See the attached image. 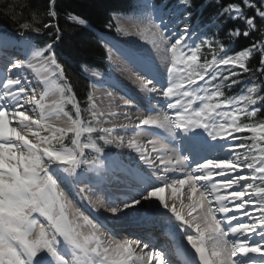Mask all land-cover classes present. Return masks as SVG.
I'll list each match as a JSON object with an SVG mask.
<instances>
[{"label":"snow or ice","instance_id":"obj_1","mask_svg":"<svg viewBox=\"0 0 264 264\" xmlns=\"http://www.w3.org/2000/svg\"><path fill=\"white\" fill-rule=\"evenodd\" d=\"M215 3L218 29L229 21L243 26L226 32L229 44L192 42L190 0L151 8L159 23L138 32L150 49L99 36L108 59L119 51L140 89L121 96L137 114L123 113L128 123L118 126H104L116 112L100 110L93 93L82 107L69 82L55 48L62 39L57 0H46V22L33 15L20 22L19 38L0 34V264H176V248L183 264H264V0ZM68 19L88 26L80 16ZM45 30L51 40L38 46L30 34ZM257 33L230 54L231 43ZM105 78L119 83L111 73ZM240 84L241 94H226ZM49 94L59 100L45 104ZM54 116L67 126L52 123ZM119 132L134 135L125 144ZM141 133L155 139L140 144ZM112 143L135 155L125 162L105 151ZM185 185L192 203L177 206ZM76 197L97 215L85 214ZM101 210L111 216L101 219ZM122 230L133 238L116 239ZM149 230L173 237L172 247L157 246Z\"/></svg>","mask_w":264,"mask_h":264},{"label":"trees","instance_id":"obj_2","mask_svg":"<svg viewBox=\"0 0 264 264\" xmlns=\"http://www.w3.org/2000/svg\"><path fill=\"white\" fill-rule=\"evenodd\" d=\"M144 0H57V11L59 13V24L62 29V39L55 45L58 58L64 64L69 77V82L73 85L82 107H85L87 94L91 93L94 82L86 74L87 70L108 74L109 66L106 63L107 52L103 47L99 36H117L119 32L113 22V16H123L135 20L136 14H140V7ZM157 3H167L168 7L178 4V0H157ZM228 0H222L226 3ZM191 7L187 12L191 14L189 23L196 31L205 28V33L209 38L221 39L225 44L230 41L226 32L238 25L229 21L223 29H218L215 23V14L218 6L215 0H190ZM46 0H0V34H5L13 38H19L21 29L20 22L31 21L36 15L41 21L46 22ZM183 11V6H180ZM69 14L80 16L88 22V26H82L68 19ZM112 24L111 28L106 25ZM218 32V35H216ZM38 46L51 40L46 34H30ZM259 39V34L248 38L241 37L231 43L230 54H236L243 48L250 46L252 41ZM207 52V48L202 49ZM211 57L209 56V59ZM203 62V57L200 61ZM250 66H258V57L250 58ZM247 81L248 74L240 77ZM245 89V84L233 86L231 91H226L227 95L241 94ZM66 110L74 111L71 105L66 106ZM258 118L264 119V113ZM243 120V118H242ZM248 122V121H245ZM70 135V134H69ZM242 135L251 136L246 132ZM68 142L67 140L65 141ZM101 143V142H100ZM250 143V141H249ZM102 144V143H101Z\"/></svg>","mask_w":264,"mask_h":264},{"label":"rangeland","instance_id":"obj_3","mask_svg":"<svg viewBox=\"0 0 264 264\" xmlns=\"http://www.w3.org/2000/svg\"><path fill=\"white\" fill-rule=\"evenodd\" d=\"M156 1L157 0H144L143 3L139 6L140 7V14H136L135 16V20H130L128 18H125V17H121V16H114L113 17V22L116 26L117 29H121L122 31H119V34L120 36H110V37H116V38H121L124 46H135L137 48H141V47H147V48H151V45H148L146 44V41L141 39L140 35H138V32L140 29H144V28H149L150 25L152 23H159V19H153L151 18V8L154 6V5H157L156 4ZM169 8H172V7H169ZM167 19V17H166ZM126 23H129L131 26L130 28H127L126 27ZM193 32H194V35H193V38H192V42L193 43H199L201 39L203 38H209L206 34H205V31H200V32H197L194 28H192ZM125 32H127L128 34H125ZM108 36V35H107ZM115 38V39H116ZM105 45V43H104ZM107 48V46H106ZM15 52V50L13 49H9V52ZM107 52H108V48H107ZM17 56H19V53H15ZM117 57H119L120 59H118ZM114 59H118L119 61L116 62ZM157 60L160 61V57H157ZM122 61V62H120ZM110 62V72L111 73L113 70L117 71L116 73H119V72H125V70L121 67L123 66L124 68L130 70V72L133 73V76H131L132 74H130L131 77H133L135 80H136V74H134V71L132 70V68L127 64V62L125 61V59L123 58V56L116 51V50H112V55H111V60L109 61ZM125 62V65L124 63ZM114 65V66H112ZM127 66L129 68H127ZM118 70H121L118 72ZM121 72V73H122ZM127 72V71H126ZM87 73L92 76V79L95 80V84H97L98 88H94L92 93L95 94L94 96L96 97L97 94L101 95V93H103L105 91V87H108V82H107V79L105 78L106 75H102V73H100V75H94V73L96 72H91V71H87ZM99 73V72H98ZM135 75V76H134ZM111 76H112V73H111ZM118 76V74H117ZM113 78V77H112ZM118 78L123 79L125 78L124 75L120 74V76H118ZM104 87V88H103ZM118 89H119V86H118ZM44 90L43 86L41 87H38L37 88V92L39 93V95H41V92ZM99 91H102L101 93ZM105 92H108V91H105ZM119 99V98H117ZM59 100V97L56 101ZM98 105V104H97ZM112 110V109H111ZM122 111H126L133 116V118L135 119V116L137 114L136 110H133V109H126L124 110V108L121 109ZM128 110V111H127ZM117 115V114H116ZM120 115V114H119ZM118 116V115H117ZM122 116L124 117V115L122 114ZM242 117V116H241ZM115 119V118H114ZM113 119V120H114ZM67 126V125H66ZM134 135V133H131L130 135V138ZM146 140L144 139H141L140 142L141 144H146L145 142ZM106 146V150L110 149V148H113L112 146ZM113 146L116 147V145L113 143ZM114 147V148H115ZM117 148V147H116ZM149 150H151L149 148ZM176 178H183L181 174H178L176 175ZM169 189V188H167ZM166 191V189H165ZM186 192H188V189L185 190ZM166 198V196H164ZM77 198L74 199V204L76 206L77 205V202H76ZM79 207V206H78ZM82 210H83V207H80ZM84 211V210H83ZM185 212L187 210H184ZM242 211V210H241ZM103 218L106 216V217H110L111 214L110 213H107V212H103ZM101 217V219H103ZM125 223H128L127 221ZM129 231L130 230H122V231H119L117 235L119 236H115L116 239H125V238H133L132 236L129 235ZM150 233H153L154 234V237L155 238H158V244H156L157 246H166V242L164 240H167L168 242V247L171 248L172 247V241H173V237H171L170 235H167L165 234L163 231L161 230H155V231H152V230H149ZM189 231L193 234H195V229H189ZM108 233V232H107ZM109 234V233H108ZM110 238H113V235H109ZM147 237V236H145ZM148 238V237H147ZM146 238V239H147ZM181 249L179 248H176L173 250V259H176L175 257V254H180L181 253ZM208 251L209 253L211 252V242L209 241L208 242Z\"/></svg>","mask_w":264,"mask_h":264},{"label":"bare ground","instance_id":"obj_4","mask_svg":"<svg viewBox=\"0 0 264 264\" xmlns=\"http://www.w3.org/2000/svg\"><path fill=\"white\" fill-rule=\"evenodd\" d=\"M125 25H126L127 28L131 27V26H129L130 25L129 23H126ZM105 38L106 39H111V40L119 43L121 46H124L121 38H116L115 37L116 38L115 39L114 37L112 38L110 36H107ZM114 50H116V49H114ZM117 52L120 54L119 51H117ZM120 56H121V54H120ZM117 58L120 59L119 57H117ZM118 59H114V60L116 62H118L119 61ZM120 62H122V61H120ZM123 63L125 65V62H123ZM112 66H114V65H112ZM121 67L125 70V72H122L121 70H118V72L121 71L122 73L121 72L116 73L117 72L116 70L115 71L113 70L111 72L113 79L115 81H118L119 83L118 84H113V83H111V82H109L107 80V82L109 84H108V87H105V91H108V92L104 91L103 93H101L102 91H99L101 93V95L97 94L96 97H95L96 98V103L98 104L97 106H98V108L100 110H103L105 112L114 111L118 115V116L115 115V116L109 117V119L112 121V124L104 125L106 127H111L113 125H117L118 126V125H121V124H127L128 123V121L122 116V114L125 113L126 111H122L121 110L122 108H124V110H126L128 108L122 106V101H121L120 98H121V96H123L125 94V92H127L129 95H131L134 92H139L140 91L138 83L136 82V80L133 77H131V76H133V73L130 72V70L124 68L123 66H121ZM127 68H129V67L127 66ZM129 73L132 74V75L130 76ZM117 74H118V76H120V74H122V75H124L125 78L120 80V78H118ZM118 86H119V89H118ZM45 91L46 90L44 89L41 92V95L45 94ZM107 93H111L112 94L111 99L108 97ZM38 95H39V93H38ZM58 97H59L58 94H49L48 97L45 100V104H47V105L54 104V102H56ZM117 98H119V99H117ZM132 109L136 110V107L134 106ZM140 110L144 111L145 110L144 106H141ZM51 122L54 123L56 126H61V127H64V126L67 125L66 119L63 118V117L57 118V117L54 116ZM119 135L124 136L125 144H127L128 139H130L131 132H129L127 135H125L123 132H119ZM136 139H137V142L141 144V142H140L141 139L146 140L145 142L147 143L148 140L155 139V138L151 137V136H148L145 133H141L139 136L136 137ZM115 145H116L117 148L115 146H113V143L107 145V146H110V147L112 146L113 148H110L109 150L107 149L105 151L111 152V153H121V154H123L122 158L125 160V162H127V156H128L129 153H132L133 155H135V153L133 152L132 149H129L127 147H118L117 144H115ZM157 146L159 147V145H157ZM149 148H150V146H149ZM178 174L179 173H177L175 175H178ZM186 189H187V185H185L184 189H182L181 192L177 194V197L175 198L177 206H179L181 202H183V204L185 206H187L190 203H192V201H190L187 198L189 193L185 191ZM98 195H100L101 197L103 196L102 193L98 194ZM163 195L166 196V198H165L166 201L171 202L172 197H171V189L170 188L169 189L166 188V191L164 192ZM76 198H77V200H76L77 205L79 207H83V210H84L85 214L97 215V213H95L94 211L91 210V206L88 205L86 200L85 201H81L79 199V197H76ZM96 198H97L96 196L92 197L93 200H95ZM185 210H187V208H185ZM101 211L103 212V210H101ZM102 218H103V216H102ZM108 233L107 232L105 233V237L110 239L109 235H113V234L111 232H108ZM150 234H151L152 242L155 243V244H158V238H155L153 233H150ZM116 236H119V235H116ZM146 238L147 237H145V239ZM164 241L166 242V246H169L167 240H164ZM185 243H186V241H185ZM183 260L184 259H180V263L181 264H183Z\"/></svg>","mask_w":264,"mask_h":264}]
</instances>
